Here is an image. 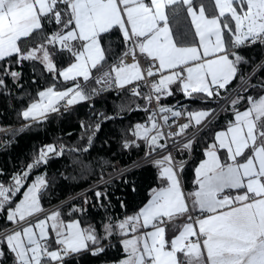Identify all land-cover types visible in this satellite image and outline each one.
<instances>
[{
	"label": "crops",
	"instance_id": "1",
	"mask_svg": "<svg viewBox=\"0 0 264 264\" xmlns=\"http://www.w3.org/2000/svg\"><path fill=\"white\" fill-rule=\"evenodd\" d=\"M55 1L0 0V59L18 51V40L40 27L41 16L50 12ZM61 1L70 10L73 26L53 35V39L63 47L80 43L75 60L60 72L64 81L91 79V71L103 58L99 36L113 28L127 41L129 36L134 38L144 52L157 59L160 75L155 86L171 89L179 83L186 97H209L225 91L235 75L239 56L230 47L227 25L221 19L228 14L224 0H214V15H207L204 7L192 0ZM177 2L187 7L194 43L179 44L172 33L166 10ZM254 32L258 31L238 28L232 45ZM35 55L47 69H54L46 49H37ZM179 68L186 72L183 82H178ZM115 75L120 85H126L138 80L141 72L135 64L120 63ZM78 93L83 95L79 83L64 89L44 88L23 109L22 117L42 120L58 110L60 100ZM193 112L192 119L199 121L209 110L201 107ZM220 122L194 166L193 187L186 190L172 166L164 163L160 176L165 185L152 190L135 215L115 226L106 222L99 233L82 226L76 218L69 219L68 211L38 207L21 216L11 210L7 219L14 227L3 238L15 256L14 264H39L40 247L46 249L49 258L56 257L57 242H63L70 251L96 246L100 251L102 240L111 235L118 236L122 256L116 261L87 264H264V94L235 99ZM52 150V145L41 148L43 153ZM39 176L44 181L38 174L34 182ZM189 211L203 216L193 223L186 217ZM52 214L58 217L57 227L42 225L41 221ZM67 222H75L78 226L74 230L79 232L71 233ZM197 236H201L200 242Z\"/></svg>",
	"mask_w": 264,
	"mask_h": 264
},
{
	"label": "trees",
	"instance_id": "2",
	"mask_svg": "<svg viewBox=\"0 0 264 264\" xmlns=\"http://www.w3.org/2000/svg\"><path fill=\"white\" fill-rule=\"evenodd\" d=\"M192 3L202 5L207 15L216 13L214 0H192ZM166 12L176 41L179 44L196 42L187 7L177 2L168 6ZM221 19L227 25L225 33L230 38L231 47L235 24L229 14ZM40 22V27L18 40L16 53L0 59V190L4 189L0 193V232L14 224L7 219L9 210L20 201L32 180L42 174L44 182L38 190L40 207L48 208L74 195L58 210L70 212L67 214L69 219L76 218L82 226H89L99 233L104 223L115 226L117 222L135 215L152 190L165 185L160 176L163 164L149 163L101 184V189H90L142 155L145 135H138L136 127L146 125L152 112L151 105L142 90L103 95L96 91L93 76L104 68H110L115 74L121 54L129 46L117 28L99 36L103 58L91 71V79L85 82L81 79L64 81L60 72L75 60L80 45L78 41L73 47H63L53 39V35L73 26L67 4L56 0L50 12L41 16ZM37 49L48 51L54 63L53 70L47 69L37 58ZM234 51L239 56L236 72L225 91L209 97L199 94L186 97L177 83L170 89V95L160 100V105H181L188 113L192 109L204 107L210 110L215 107L221 97L264 58V40ZM74 83L81 84L82 101L68 105L64 111L50 112L42 120H25L22 117L23 109L37 98L40 90L51 86L64 89ZM262 94L264 63L237 98L247 100ZM230 106L194 143L191 159L181 171L186 190L193 187L194 166L211 142L213 132L221 126V116ZM21 123L26 125L22 128ZM47 145H52L53 150L41 152V148ZM185 156L184 152H176L178 160ZM82 191H85L84 195L75 197ZM3 237L0 236V264H14L15 256ZM91 256H82L80 261L87 264L118 260L122 256L118 236L104 238L99 253ZM67 264H75V261L70 260Z\"/></svg>",
	"mask_w": 264,
	"mask_h": 264
},
{
	"label": "built area",
	"instance_id": "3",
	"mask_svg": "<svg viewBox=\"0 0 264 264\" xmlns=\"http://www.w3.org/2000/svg\"><path fill=\"white\" fill-rule=\"evenodd\" d=\"M262 40H264V32L258 31L240 41L234 42L232 47L233 49H238L240 47L250 46L254 43L261 42ZM128 42L129 46L121 54L120 63L123 66L137 65L141 72V77L126 85H120L112 70L110 68H104L97 72L92 80L99 95L108 93L117 94L122 91L135 93L138 90H142L150 102L152 112L146 123L148 131L145 136L143 154L126 166L129 167L127 171H122V169H120L118 172L111 175V179L120 177L122 174L145 164L169 163L181 182V171L191 159L192 148L198 137L224 110H226L228 106L234 102L244 86L262 66L264 58L244 78H242L241 81L223 95L216 106L210 109L203 118L199 121H194L190 113H188L181 105H160V100L169 96L171 90L165 85H153L157 76L160 75L157 59L144 52L140 48L139 43L131 36H129ZM177 71L178 82L185 81V70L179 68ZM212 91H215V89L213 88ZM57 106L58 110L64 111L68 107L66 98L60 100ZM25 125L26 123H21L22 128ZM149 151H151V153L148 154ZM176 152L186 153L185 158L178 160L176 158ZM164 155H168V161L164 160ZM11 174L15 175L14 172ZM90 189L95 190L96 188ZM79 195H81V192L75 195V197ZM72 198H74V195L54 204L52 209L60 207ZM202 216L203 214L201 213L196 214L191 211L186 215V217H188L193 223L197 222ZM197 240L200 242L201 236H197ZM98 247L99 246L78 251H70L65 247L63 242H57L56 249L58 250V255L56 257L48 258V253L44 247L38 248L37 256L40 260L39 264H67L70 260H74L75 264H82L80 261L81 255L89 253L90 255L95 256L99 253Z\"/></svg>",
	"mask_w": 264,
	"mask_h": 264
},
{
	"label": "rangeland",
	"instance_id": "4",
	"mask_svg": "<svg viewBox=\"0 0 264 264\" xmlns=\"http://www.w3.org/2000/svg\"><path fill=\"white\" fill-rule=\"evenodd\" d=\"M241 1L243 2V0H224V2H225L224 5L227 6L226 11L229 14V17L233 20V22L235 24L234 26H235L236 32L233 33V37L236 35L238 28H241V27H242V29L245 28L247 31H249V30L264 31V0H246V1H244L246 3H244L243 5H242ZM48 61L49 60H46V63H48ZM78 99L82 100L83 95L81 96V94L78 93V94H73V95L67 96V100H68L69 104L76 103L77 101H79ZM193 111H194L193 109L189 110L190 115L192 117H194ZM205 114H207V113H205ZM136 128H137L136 132L138 135H140V136L145 135L146 136V133L148 131V128L146 125L140 124V125H137ZM149 153H151V151H149L148 154ZM163 157H164L165 161H168V159H169L168 155H164ZM128 169H129V167H125V168H122V171H127ZM115 172H118V170ZM115 172H113L111 175H113ZM111 175L105 177L100 182H97L96 184L91 186V188L101 189V187H99V186L101 184H104V182L106 183L108 180H111V177H112ZM32 182L33 183H30L26 187L25 191L23 192L22 197L25 196V197H23L24 199L20 203H18L19 202L18 201L17 202L18 205L16 203L15 206L16 205L17 206L16 207L14 206L12 209L9 210V212L11 210H13L11 213L24 216L28 212L32 211V209H34L36 211V209H38V207H39V210H52L53 205L49 206L48 208H44V209H42L40 207V205L35 206V203H36V199H35L36 197L35 196L37 195V197H38V190L44 181H42L41 176H39V178L37 177L36 182H34V179L32 180ZM2 191H4V189L0 190V193ZM84 194H85V191H82L81 195H84ZM3 201H5V200H3ZM58 208H56V209H58ZM27 219H29V218H27ZM44 223L46 226L50 225V227L51 226L57 227V224H58L57 215L56 214L49 215L48 217L45 218V220L41 221L42 225H44ZM66 226L68 227V229H70L71 233L72 232H76V233L79 232L78 230H76V231L74 230V228H76V226H78L75 222H67ZM11 227H14V225H12ZM11 227H9V228H11ZM9 228L1 231L0 236L4 235V233L7 230H9ZM263 237H264V235H263Z\"/></svg>",
	"mask_w": 264,
	"mask_h": 264
},
{
	"label": "water",
	"instance_id": "5",
	"mask_svg": "<svg viewBox=\"0 0 264 264\" xmlns=\"http://www.w3.org/2000/svg\"><path fill=\"white\" fill-rule=\"evenodd\" d=\"M96 193L98 194V191Z\"/></svg>",
	"mask_w": 264,
	"mask_h": 264
}]
</instances>
